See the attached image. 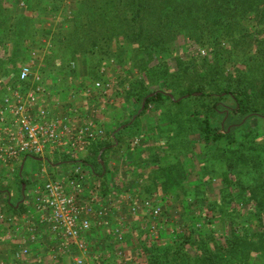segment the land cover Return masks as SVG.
I'll list each match as a JSON object with an SVG mask.
<instances>
[{"label": "trees", "instance_id": "16d2710c", "mask_svg": "<svg viewBox=\"0 0 264 264\" xmlns=\"http://www.w3.org/2000/svg\"><path fill=\"white\" fill-rule=\"evenodd\" d=\"M47 1L26 0V6L67 7ZM20 16L12 27L0 18L4 44L15 53L33 44V32L19 30L28 24L25 13ZM60 23L52 40L60 70L69 74V61L84 60L94 72L100 61L114 58L145 76L128 92L130 119L115 122L85 158L66 154L61 162L106 178L105 154L124 149L129 130L140 132L136 120L150 105L156 117L149 134L167 143L160 157L147 159L157 165L151 173L156 193L175 199L155 218L156 235L145 221L139 234L108 244L97 263L264 264V0H78ZM179 37L211 46L212 56L155 65L173 53ZM141 150H128L131 164ZM213 182L220 185L216 195L209 192Z\"/></svg>", "mask_w": 264, "mask_h": 264}, {"label": "rangeland", "instance_id": "374dc122", "mask_svg": "<svg viewBox=\"0 0 264 264\" xmlns=\"http://www.w3.org/2000/svg\"><path fill=\"white\" fill-rule=\"evenodd\" d=\"M61 1H63V3L67 7L65 9H61L59 7L55 12H51L48 10H38L35 8L28 10L26 6V0H0V18L2 17V19H7V27L8 25L12 27L14 23L20 21V19H18L22 17L20 16V14L25 13L28 24H26L25 26H21L19 30L26 29L29 30V32H33L31 35L32 39H30L33 44L27 42L25 44L26 47L24 48V50L19 49L15 53V50L10 46L9 43L4 44L6 34L2 30L0 31V74L2 75L3 79L0 81V100L11 90L18 89L20 91H25L28 89V87H30V84L26 85L19 80L17 81L16 78L22 65L29 63L32 64L33 71H39L38 73L44 72L47 74V80L49 84L48 87L50 89H55V93H59L67 85L69 86L74 84L73 86L76 88H79V84L85 85L88 91L85 90L86 98H83L84 100H86L84 101V103L89 106L84 111H87L86 113L88 115L90 114L95 117L96 120H99L100 123L104 125V127H102L104 131L106 130V133L114 127L115 122L118 123L130 119V112H132L131 110L134 106V103L133 99H128V92H130L129 90L132 87H135L134 81L138 79V76H145L143 74H139L136 68H132L129 62L123 65L114 58H108L104 61H100L98 63L99 65L97 66L96 71L94 72L91 70L90 66L88 67L87 63L84 60H80L82 61L81 68H77V62L74 60V68H70L71 61H69V63H67L70 68H68L70 72L69 74L64 70H60L58 57L55 56L52 40L55 36H57V29H59L58 26L62 25V23H60V20L62 19L64 12H66V10L67 13H69L70 10L71 12L75 11L76 6L78 5V0ZM52 2H55V0H48V6H52ZM11 5H13V7L10 8ZM6 6H9V10L6 9ZM16 13L19 14L20 17L15 18L14 16L17 15ZM15 26L17 27L18 25L16 24ZM66 26L67 24L64 23L63 28H65ZM38 53L44 55L45 63L36 67V65H38L37 63L40 62V55ZM212 54L213 50L211 46H201L194 40H188L179 37L176 45H174L173 53L167 55V58L163 56L158 60V62H155V65L159 64L160 62L167 63L169 61V66H172L176 62V57L179 59H200L201 57L212 56ZM5 56L6 59L4 58ZM31 61H33V63H31ZM199 61L200 60H196L195 63L199 64ZM10 66H13V72L9 69L11 68ZM196 67L198 68L199 65H196ZM95 82H100L101 84H109L108 92L102 95L101 91L93 89L92 85ZM83 105L85 106V104ZM139 107H141V105ZM79 112L83 113L80 110ZM155 117L156 113L154 107L150 105L136 120L140 132L129 130L128 132H126L124 138L128 145H123L124 149L116 148L114 150L108 151L105 154V158H110L111 154L113 158L119 159V162H124V165H130L131 167H133V175L130 174L131 177L129 178V182H131L134 187L131 188L130 191L126 188L124 189V184L118 189L112 190V187L109 183L115 181V177H117V175L112 172L111 175L106 178H93L89 173H85L87 178V189L84 193L90 194V191L92 190L91 188L96 183H100L102 187L104 202H111V213L113 210V213H117L115 215L113 214L112 219L110 218L109 227L97 228L96 226L92 225L88 233L84 235V239L89 244L90 242H95L94 236L96 234V230L102 229L101 233L105 237V239H107L106 241L103 240L104 244L101 246V250L99 252H94L99 246L93 245L94 251L93 254H89L88 256V264H98L97 262L100 259L102 260L108 253L110 248L108 247V244L113 243L115 245L117 243L112 230V228L116 224L121 223L123 235L135 236L136 234H139L141 228H143V224L145 223V221L148 222L146 215V217L143 216L141 218L137 214H132L129 212V206L133 203L132 201L148 199L153 203H157L161 207V211H163V204L165 202H173V200H175L163 199V193H156V190L159 189H157V187L153 185L154 181H152L151 173L154 172V170L157 168V165L154 163H150V161L147 159L151 158L152 155L160 157L162 155V152L160 150L165 148L167 144L166 140H156L154 139L153 135L149 134L148 127L155 124ZM9 122L10 117H7V121L4 124L8 126L10 125ZM4 124L0 121L1 138L3 137L2 128ZM135 139H138L136 144L133 143ZM134 145L136 147L143 148V150H141L140 152V156L137 158L135 165L131 164V153L128 151L131 148H136L134 147ZM86 155L88 154H81L77 157H66H69L70 159H81L85 158ZM22 156H20L13 164H5L0 160V190L6 188L10 189L14 186L16 192L15 197H13L11 200V204L14 206V208L12 205L9 207L6 206V199L3 200L0 197V228L2 227V230L0 229V264H71L72 258L74 256V250L71 249L69 251L68 249L63 250L59 248L61 246L60 244L62 240L60 238H57L54 234L53 236H51V239L55 237L56 244L54 243L51 246L52 249L50 250V253H45L47 256L45 255L44 257H41V255H38L32 258L33 255L30 254V250L25 255H22L20 257L15 256V252H17L19 248L17 249L13 247L15 244L13 240H17V238L12 237L13 229H19V224H24L23 220L29 222L28 217L33 216V211L39 218L40 212L39 210H37V202L35 198L37 196V192L40 190V188H42L45 180L49 177L63 178L69 172L68 170L62 172L61 174H58L60 173L58 171L50 172L49 169L51 168H49V166L44 163L45 161L42 162L32 158H36L38 156H32L31 158L28 157L24 165L22 162ZM59 159L61 158H53L52 162H56V160ZM21 165H23L24 167L20 173ZM23 176L26 180V183L22 181ZM22 182L25 184L24 192L29 193V196L31 198V202H27L28 204L26 206L24 202H19L22 201V196L21 198H18V196L21 195ZM219 188V183L213 182L209 185V192L211 193V195H216ZM151 189H153V193L150 192ZM149 192L151 193V195L149 194ZM119 202H121V206L119 205ZM17 204L22 205L18 208L16 207ZM174 210L175 205H170L169 211L171 212ZM42 223L45 224L48 229L50 228L47 220L45 222L43 220ZM36 228L37 226L35 227V229ZM35 232H37V230ZM36 234H38V232ZM53 242L54 240L52 241V243ZM97 254L99 256H97Z\"/></svg>", "mask_w": 264, "mask_h": 264}, {"label": "built area", "instance_id": "2783aa9c", "mask_svg": "<svg viewBox=\"0 0 264 264\" xmlns=\"http://www.w3.org/2000/svg\"><path fill=\"white\" fill-rule=\"evenodd\" d=\"M70 68H74V62L70 63ZM18 80L30 87L25 91L11 90L0 102V121L4 124L10 117V125L4 124L2 128L0 144V160L5 164H13L22 155L66 152L70 157H77L89 150L91 142L105 136L102 125L90 114L79 124L72 122L69 111L50 117L47 109L39 105L42 75L33 71L32 64L22 65ZM92 86L102 95L109 90V84L95 82ZM86 189V175L82 167L76 165L63 178H47L35 198L41 219L47 220L52 234L62 240L58 247L76 252L71 264H88L89 246L83 236L91 229L93 219L96 227L110 226L111 202H104L101 184L96 183L90 194L84 193ZM132 202L129 212L146 215L150 232L156 235L155 218L161 213V207L148 199ZM112 230L117 242L122 241L121 223ZM27 253L24 247L17 250L15 256Z\"/></svg>", "mask_w": 264, "mask_h": 264}, {"label": "crops", "instance_id": "0c3cea01", "mask_svg": "<svg viewBox=\"0 0 264 264\" xmlns=\"http://www.w3.org/2000/svg\"><path fill=\"white\" fill-rule=\"evenodd\" d=\"M28 43H30V42H28ZM38 54L40 55L39 56L40 62L37 63L38 65H36V67L45 63L44 62V59H45L44 55H42L41 53H38ZM71 62H73V61H71ZM76 62H77V68H81L82 61L78 60ZM40 74L42 75L43 90L38 94L39 105L42 107H45L47 109L48 115L50 117L55 116L56 114H59V113H63V112L65 113V112L69 111L72 122L75 124L81 123V121L88 116V114L86 113L87 111H84V110L87 109L89 105L87 106V104L84 103V101H86V100H84V98H83V97H85V90L87 89L86 86L79 84V88H76L73 86L74 84L69 85V86L67 85L63 88L62 91H60L59 93L58 92L55 93V89H50L48 87L49 84H48V80H47V77H48L47 74L44 72L43 73L40 72ZM1 80H3V79H2V75L0 74V81ZM45 83H46V86H45ZM4 92H5V89H4ZM0 102H1V100H0ZM83 104H85V106ZM79 110L82 111L83 113H80ZM99 123H100V121H99ZM101 125L104 127L103 124H101ZM106 134H107V132L105 133V136L103 138H100L98 140L91 142L89 150L84 154L90 153V148L95 142H97L99 140H101V141L107 140ZM0 141H2L1 137H0ZM66 154H67L66 152H53V153H50L46 156H38L35 158V157H32V155H29L28 157H30V158L32 157V158H34L38 161H42V162L45 161L44 163L47 164L49 166V168H51V169H49L50 172H53V171L57 172L58 171V172H60L58 174H61L62 172H65L67 170L70 172L74 166H72V164H67L65 162H61V159L56 160V162H52V161H53V158L54 159H56L57 157L61 158ZM28 157H26V155L22 156V162L24 165H25L26 159ZM105 162H106V168L108 170V174H107L108 176L107 177H109V175H111V172L114 173L115 175H117V177H115L116 180L113 181L112 183H109L110 186L112 187V190L118 189L119 187L123 186V184H124V186H123L124 189L126 188L127 190L130 191L131 188L134 187L133 184H131V182H129L130 181L129 178L131 177V175H133V172H132L134 170L133 167H131L130 165L129 166L124 165V162H122V161L119 162V159L113 158V156H111V154H110V158H108V157L105 158ZM84 173H90V172H88L87 170H84ZM90 176L93 177L91 174H90ZM93 178H96V177H93ZM140 180H143V179H140ZM15 195H16V192H15L14 186H13V188H10V189L6 188L3 190H0V197L3 200H5V199L6 200H12V198L15 197ZM20 197H21V195L18 196V198H20ZM118 198H120V197H118ZM19 202H24L25 206L28 204L27 202H31V198L29 196V193H27V192L25 193L23 191L22 201H19ZM119 205L121 206V202H119ZM18 206H19V204H17L16 207H18ZM113 211H112V213L110 212V214H109L110 215L109 218H111V219H112L113 214L114 215L117 214V213H113ZM32 214H33V216L28 217L29 222L23 220L24 224L21 225V223H20L19 224L20 226H18L19 229H13L12 237L17 238L16 241L13 240V242L15 243L13 247L17 248V249L18 248L19 249L24 248V247L27 248L28 251L30 250V254L33 255L32 258L34 256H38V255H41V257H44L46 255L45 253H50V250L52 249L51 246L54 243L56 244V242H55L56 239H55V237H53L51 239V236H53V234H52L51 230L49 233L50 228L48 229L47 226L42 223L43 220L41 219V217L39 216V218L41 219V221H40V219L35 215L34 211ZM138 216H140L141 218L143 217L141 215H138ZM91 223L93 226H95L94 225V219L91 221ZM36 226H37V228L35 229ZM97 228H99V227H97ZM36 230H37L38 234H36L37 233V232H35ZM101 230L102 229L96 230V234L94 236L95 242H90L88 244V246H89L88 256H89V254L90 255L93 254V251H94L93 245L99 246L97 248V250L94 251V252H99L101 250V246L104 244V241L107 240L102 235ZM53 240H54V242L52 243ZM56 247H57V245H56ZM75 253L76 252L74 251V254ZM51 255H52V253H51ZM88 256H87V259H88ZM97 256H99V255L97 254Z\"/></svg>", "mask_w": 264, "mask_h": 264}, {"label": "water", "instance_id": "95a60500", "mask_svg": "<svg viewBox=\"0 0 264 264\" xmlns=\"http://www.w3.org/2000/svg\"><path fill=\"white\" fill-rule=\"evenodd\" d=\"M144 104H145V99L142 101V103H141V107H140V109L138 110V113L144 108ZM135 118V115L132 117V120ZM131 120V121H132ZM129 123H131V122H129ZM123 126H121L120 128H122ZM120 128H118L117 130H119ZM102 152V151H101ZM101 152L99 153V156L98 157H100V154H101ZM23 169V165H21V167H20V173H21V170ZM24 183L22 182V184H21V187H22V189H21V192L23 193V191H24Z\"/></svg>", "mask_w": 264, "mask_h": 264}]
</instances>
